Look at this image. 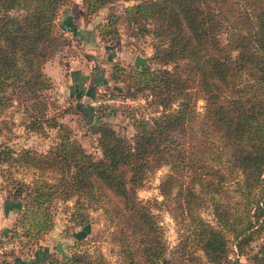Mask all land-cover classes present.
Wrapping results in <instances>:
<instances>
[{
  "label": "trees",
  "instance_id": "1",
  "mask_svg": "<svg viewBox=\"0 0 264 264\" xmlns=\"http://www.w3.org/2000/svg\"><path fill=\"white\" fill-rule=\"evenodd\" d=\"M67 1L0 0V106L14 102L29 130L54 129V141L43 151L0 149V162L33 173L31 180H12L8 200L17 212L11 237L38 249L53 226L54 203L72 199V222L88 224L86 210L99 208L113 223L117 264H168L156 216L136 195L150 171L167 165L158 192L185 219V237L194 249L218 263L231 237L246 264H264V0H133L125 5V20L151 36L155 67L114 63L110 78L127 81L131 94L146 92L158 111L132 117L129 136L97 123L98 157L49 112L54 100L45 93L44 62L71 42L55 26ZM108 1L82 4L90 14ZM116 22L112 16L101 35L116 34ZM198 99L203 100L200 110ZM228 183L240 196L239 207L231 204ZM204 208L214 223L200 214ZM12 264L106 262L100 253L73 249L59 257L13 256Z\"/></svg>",
  "mask_w": 264,
  "mask_h": 264
},
{
  "label": "rangeland",
  "instance_id": "2",
  "mask_svg": "<svg viewBox=\"0 0 264 264\" xmlns=\"http://www.w3.org/2000/svg\"><path fill=\"white\" fill-rule=\"evenodd\" d=\"M132 1L110 0L95 12L86 14L82 0H68L60 8L55 26L71 38L70 45L63 48L62 54L46 60L42 68L47 84L45 93L54 100L49 112L57 114L67 124L71 134L93 157L100 155L96 143L97 123L107 122L129 136L133 132L132 117H150L158 111V107L149 102L150 95L146 92L131 94L127 81L110 78L114 63L128 68L134 65L132 61L135 54L145 58V65L155 67V63L150 61L151 36L125 20L123 7ZM112 16L117 18V33L101 35V28ZM224 37L225 34L220 36L222 41ZM202 103V99L197 100L198 110ZM23 118L24 115L14 102L3 108L0 106V149L8 146L15 150L21 147L45 150L54 141V129L45 127L44 131L34 132L24 126ZM167 171V165L150 171L143 184L137 188L136 195L148 202L156 216L167 246L168 264H246V255L237 252L231 237L227 239V254L218 263L209 262L200 249H194V244L185 237V219L173 208L170 198L163 201L158 192V183ZM32 177L30 168L0 162L1 197L10 199L13 179L31 180ZM232 187V183L227 184L231 204L239 207L236 201L240 196ZM10 204L13 211L14 205ZM71 204L72 199L54 203L53 226L39 239L38 249L32 244L22 245L23 238L20 242L11 237L14 214L8 230L0 233V264H12L13 256L45 258L49 253L59 257L69 254L73 249L100 253L106 264H117L120 257L111 235L113 223L101 209L88 208V224H76L70 220ZM200 214L210 222H215L209 208L200 210ZM57 240L63 252L55 250ZM257 242H251V251L256 248Z\"/></svg>",
  "mask_w": 264,
  "mask_h": 264
},
{
  "label": "crops",
  "instance_id": "3",
  "mask_svg": "<svg viewBox=\"0 0 264 264\" xmlns=\"http://www.w3.org/2000/svg\"><path fill=\"white\" fill-rule=\"evenodd\" d=\"M84 95L85 94H83V96ZM16 212V208H14L12 211L10 200L6 199L5 197L2 198L0 195V233H4V231L8 230L10 222L13 221H11V219H13V215L16 214ZM1 236L2 235H0V238H2Z\"/></svg>",
  "mask_w": 264,
  "mask_h": 264
},
{
  "label": "water",
  "instance_id": "4",
  "mask_svg": "<svg viewBox=\"0 0 264 264\" xmlns=\"http://www.w3.org/2000/svg\"><path fill=\"white\" fill-rule=\"evenodd\" d=\"M132 63L134 65H145L146 64V60L144 57H141L139 54H135ZM100 120V119H99ZM54 248L55 250L59 251V252H63V249L61 247L60 241L57 240L54 244Z\"/></svg>",
  "mask_w": 264,
  "mask_h": 264
}]
</instances>
